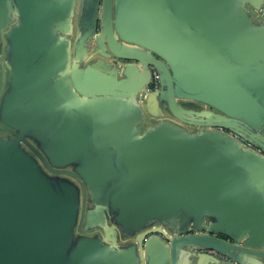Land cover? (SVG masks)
<instances>
[{"label": "water", "instance_id": "water-1", "mask_svg": "<svg viewBox=\"0 0 264 264\" xmlns=\"http://www.w3.org/2000/svg\"><path fill=\"white\" fill-rule=\"evenodd\" d=\"M13 2L11 8L9 0H4L6 11L13 9L22 18L20 28L25 31L24 46L29 53L19 66L17 100L31 103L49 79L36 64L40 62L42 33L53 25L55 0ZM263 4L264 0L259 5L242 0H81L83 36L78 47L94 40L97 53L117 58V68L101 73L99 61L79 77L74 74V64L69 77L79 94L98 96L108 92L117 96L119 92L125 95L118 96L135 103L140 93L141 99L148 94L153 66L160 73L161 87L145 99L150 112L155 106H166L170 93L208 104L214 109L216 121L202 125L209 127L202 135L190 136L165 124L149 130L143 138L136 135L124 141L115 136L112 142L101 143L96 112L84 113L92 119L91 137L94 146L103 149L100 158L108 159L107 169L100 165L97 152L89 148L87 134H78L76 140L64 131L55 137L57 134L48 128L46 142L42 133L36 132L35 128L40 127L37 117H29L23 110V115L9 125L16 138L0 142V264H91L86 259L78 262L76 254H81L80 250L71 251L79 188L63 179L48 178L31 157L22 154V142L42 159L49 172L76 178L83 191L82 209L88 186L90 190H104L105 211L119 209L124 226L133 227L140 220L142 225L134 228L138 231L154 219L164 220L166 227L178 220H194L193 228L157 227L141 232L132 246L137 256L134 264H151L157 253L167 264L180 247L190 248L204 264H264V252L253 249L254 240L264 236V196L260 187L264 189V74L257 76L256 85L249 91L237 77L242 79L247 66L218 68L185 36L188 30L179 28L182 24L217 42L226 40L241 59L246 41L232 42L229 24L241 14L259 29L263 18H256L255 12ZM259 38L252 43L260 44ZM119 40L137 48L120 44ZM106 48L110 53L105 52ZM259 59L262 57L251 61ZM123 60L139 63H135V67L140 65L138 73H133ZM26 68H30L28 74ZM119 74L123 77L120 80ZM206 75L214 77L208 81ZM22 84L26 86L20 90ZM230 133L261 152L244 147ZM75 141L81 148L71 152V142ZM39 147L45 152L50 149L52 160L55 155L71 152L64 160L55 158L54 166L72 165L84 178L76 172L54 170ZM90 171L96 176H90ZM208 216L218 222L204 225ZM203 250H216L227 259Z\"/></svg>", "mask_w": 264, "mask_h": 264}, {"label": "crops", "instance_id": "crops-1", "mask_svg": "<svg viewBox=\"0 0 264 264\" xmlns=\"http://www.w3.org/2000/svg\"><path fill=\"white\" fill-rule=\"evenodd\" d=\"M83 1L85 2V0ZM242 1L250 5H259L262 2V0ZM9 3L11 8H14L13 0H9ZM80 4L81 0H55L53 25L49 28L50 30L46 29L42 33L40 62L36 64L38 71L42 74L46 73L49 79L44 83L34 102L30 103L26 100H17L19 97L15 86L20 81V63L26 62L29 54L28 49L24 46L26 44L25 31L20 28L22 18L17 17L13 9L6 11L4 0H0V142L9 143L16 138L14 135L15 130H12L9 125L23 115V110L27 111L29 117H37L36 121L40 127L35 128L36 132L42 133V137L46 142L48 136L46 130L48 128L57 134L55 137L64 131L75 139L78 134L81 136L87 134L90 137L89 148L91 151L97 152L98 158L103 156L100 154L103 149H97L94 146L91 137L92 119L84 113L94 114L96 112L100 124L97 133L101 143L112 142L115 136L124 141H129L135 138L136 135L143 138L149 130L159 129L165 124L171 125L190 136L202 135L203 132L209 130V127L203 128L202 125L212 124L216 121L213 114L214 109L206 103L182 98V95L174 94L172 96L168 93L169 99L166 101V106H155L150 112L145 100L150 93L146 94L145 99H141L142 93H140L136 97L135 103L131 99L118 96L125 95L119 92L116 93L117 96H113L108 92L99 93L98 96L90 95L92 93L79 94L72 86L69 77L74 64L76 65L74 74L79 77L88 66L97 64L99 61L102 64L101 73L113 72L117 68L115 67L117 58L109 59L97 53L98 49L94 40L78 47L83 36L80 27L81 17H79ZM7 5L9 4L7 3ZM179 28L184 31L188 30L185 36L218 68L227 69L237 64L247 66L242 74V79L239 75L237 77L242 86L249 91V88L256 85L257 76L264 74V18L258 23L259 29L253 28L248 18L246 16L242 17L241 14L237 18L231 19L229 29L232 36L229 39L237 44H239V39L246 41V52L240 56L241 59H237L239 56L234 51V45L232 47L226 40L217 42L215 39L191 31V28L184 27L182 24H179ZM258 36H260V44H253L252 41L257 40ZM119 43L126 44L121 40H119ZM126 45L137 48L134 44ZM105 47H108L106 42ZM106 49L105 52L110 53L108 48ZM251 51L256 53L251 54ZM253 57H262V59L253 62L251 61ZM237 60L246 62L238 63ZM50 61L55 64L50 66ZM122 63L125 66L130 65L133 68L131 71L135 74L140 69V65H137L139 63L135 61L123 60ZM135 63H137L136 67ZM51 67L55 71H52ZM29 71L30 68L29 70L26 68L25 73ZM206 76L208 81H211L214 77ZM121 78L123 77L119 74L118 79ZM23 86L26 85L22 84L20 90ZM89 90L91 89L89 88ZM71 144L70 149L73 148L71 152L81 148L80 143H77V141L71 142ZM38 150L54 170L76 172L75 167L72 165H64L61 168L54 166L56 159L61 158V160H64L70 156L71 152L61 157L55 155L52 160L48 155L50 149L45 152L39 147ZM21 152L23 155L31 157L48 178L63 179L69 185L79 188L77 197L79 206L71 242V251L80 250L81 252V254H76L79 263L86 259L91 264H134L137 262V256L132 246L136 244V239L141 232L157 227H162L164 230H169L168 227L173 228L174 226L179 229L194 227L193 219L187 223H183L181 220H178L176 224L168 223V227L164 225V223H167L164 220L157 221L154 219L153 223L141 229L142 231L134 229L142 225L140 220H136L133 227L127 224L124 226L119 209L108 208L105 211L104 190H90L88 186H86L85 193V208L82 209L83 191L76 178L69 174L49 172L42 159L23 142ZM99 163L100 165L104 164L107 169L110 165L106 157L100 158ZM79 166L82 167V165ZM76 175L79 178H84L77 172ZM90 176H96V173L90 171ZM255 187H259V185L255 184ZM260 187L264 196V189L262 186ZM88 213L91 214L88 216ZM262 216V226L264 228V211H262ZM209 221L218 222L213 216H208L205 217L204 225H207ZM254 241L253 249L264 252V236L262 239ZM202 260V258L193 256L190 248L180 247L177 249L174 259L171 256L168 258L167 264H204ZM161 261L162 256L158 253L151 258V264H163Z\"/></svg>", "mask_w": 264, "mask_h": 264}, {"label": "built area", "instance_id": "built-area-1", "mask_svg": "<svg viewBox=\"0 0 264 264\" xmlns=\"http://www.w3.org/2000/svg\"><path fill=\"white\" fill-rule=\"evenodd\" d=\"M255 16H256V18H260V19L264 18V4L259 10H257L255 12ZM150 68H151V72H152V78H151V82H150L148 89H147L148 93L158 91V90H160V87H161L160 73L158 72V70L155 67L151 66ZM230 134H232V136L235 139H237L244 147L254 149L257 152H261L260 149L253 146L251 143H249L247 140H245L241 136L234 134V133H230ZM192 232L196 234L195 231H192ZM203 252H206L208 254H212V255L219 257L221 259H224V260L227 259L223 254L219 253L216 250H203Z\"/></svg>", "mask_w": 264, "mask_h": 264}, {"label": "flooded vegetation", "instance_id": "flooded-vegetation-1", "mask_svg": "<svg viewBox=\"0 0 264 264\" xmlns=\"http://www.w3.org/2000/svg\"><path fill=\"white\" fill-rule=\"evenodd\" d=\"M193 233V232H192Z\"/></svg>", "mask_w": 264, "mask_h": 264}]
</instances>
